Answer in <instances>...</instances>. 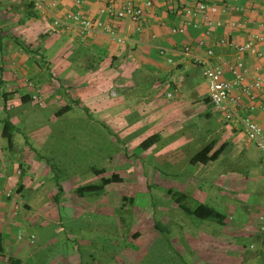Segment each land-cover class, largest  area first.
Listing matches in <instances>:
<instances>
[{"label":"crops","instance_id":"obj_1","mask_svg":"<svg viewBox=\"0 0 264 264\" xmlns=\"http://www.w3.org/2000/svg\"><path fill=\"white\" fill-rule=\"evenodd\" d=\"M57 1L56 9L42 13L35 9L31 0H0V264H71V257L79 255L81 246L91 250L88 264H123L122 238L117 234V227L114 228L110 224L112 218L110 220L100 218L101 224L95 231L84 233L74 231L73 228H64L65 220L71 218H51L55 206L59 203L65 206L71 203V187L66 188L57 178L54 168L55 171L60 169L56 164H50V158L38 155V151H41L43 145L48 142V138L46 140L41 136L32 135L33 132L26 136L19 127L21 117L26 115L27 107L35 105L31 97L34 94H46L55 87L65 88L63 99L68 100L71 95L72 100L71 105L67 104L55 111V117L61 118L74 110L73 104H80L81 98L89 97L86 90L76 87L80 86L78 83L80 79L84 82L95 74L94 77L101 80L108 79L110 86L108 92L114 89L112 95L118 96L119 90L124 94L131 93L141 85L151 84L157 88L161 84H169L170 91L177 93L176 98L180 100L195 92L197 79L204 78L192 57L183 53L186 46H192L198 54H203L206 47L210 46L222 59L235 62L237 59L235 51L221 45L219 40L229 37L236 42L244 43L249 39L250 33L257 31L258 28L249 23L242 29L234 30L228 25L223 29H213L207 38L206 46L201 48L198 42L201 40L202 31L206 29L204 18H200L199 28L190 27L185 34L172 33L173 27L184 24L182 3L193 5L198 0H153L154 5L145 15L141 32H136L129 19L117 23V31L125 38V43L114 42L106 34L82 41L74 28L69 31L55 29L54 17H63L68 11L80 10L90 17L109 20L108 17H101L99 14L108 0H83L82 4H77L75 0ZM123 1L116 0V5L120 7ZM136 1L143 3L146 0ZM214 1L232 8L236 5L256 7V13H248L245 17L233 10L221 11L213 16L214 20H222L225 24L229 20H238L241 17L250 22L259 21L264 17V0ZM162 49L166 50L164 55L161 54ZM245 61L252 71L260 67L264 75V58H258L255 51L247 53ZM226 77L230 78V75L226 74ZM62 78L64 81H61ZM108 92H104L105 97H108ZM172 92L168 93L169 97L172 96ZM206 92L207 101L208 88ZM45 97L49 98V103L57 100L53 93H48ZM178 99L166 107L162 106L164 113L146 131L135 133L132 129L129 130L130 127L122 130L116 128L118 134H132L127 145L135 152L134 154H138L136 157L145 158L153 153L158 161L165 164L164 159L168 158L166 154H169L170 148L165 145L158 150V147L172 131L177 118L174 112L183 107ZM262 101L264 100L260 99L259 103ZM68 105L71 109L60 115L59 113ZM107 106L96 108L98 112L96 115L89 113L85 119L86 124L89 127L97 126L102 131V128L108 127V122H115L114 116L119 117L120 112L109 111ZM255 118L264 127V113L256 112ZM31 123L32 120H26L25 127ZM226 123L223 138H216L210 142L215 143L214 149H218L222 144H225L226 148L217 160L207 164L198 163L203 167L200 178L205 179L214 173H229L231 168H227L221 161L229 148L236 149V153L244 157L247 165L255 164L254 171H250L251 174L254 172L255 178L247 177L244 180L254 181L255 185L252 182L249 185L245 183L244 187L248 192L245 191L242 197L248 204L246 207L251 214L247 219L249 226L241 232L237 230L235 224L231 231L225 232L220 226H224L233 218L225 216L221 223L197 218L200 223L196 227L198 229L195 237L196 247H182L170 253L180 256L174 258L178 264H264V155L246 139L241 124L227 121ZM9 133L13 134L11 145L6 137ZM154 135H158L155 143L147 149L142 148L143 141ZM86 139L93 142L102 137L93 135ZM241 142H245L249 148L250 145L254 146L260 154L257 156L247 147L241 148L239 146ZM127 158H132L131 154L124 156V159ZM128 164L130 169L136 168L134 162ZM136 166L143 167L141 163H137ZM48 177L53 181L51 179L46 181ZM258 181L260 186L256 184ZM187 183L188 181H183L182 184ZM112 185L113 183L107 186L104 192ZM116 194L117 192L114 194L110 192V197L113 195L116 197ZM183 194L186 195L184 203H187L189 194ZM124 197L121 196L122 200ZM202 204L206 203L198 206ZM229 204L231 208H236L235 201H229ZM114 219L113 222L118 223L117 218ZM61 234H64V237L59 240L73 241L76 248L66 247L62 251L52 253L46 251L43 246L32 247L36 242V240L32 242V235L39 241L44 239L50 242L52 238ZM82 235H85L86 239H83ZM134 236L138 237V233ZM242 236L244 240L249 241V245L245 241H238ZM78 239L81 243L79 247L76 243Z\"/></svg>","mask_w":264,"mask_h":264},{"label":"rangeland","instance_id":"obj_2","mask_svg":"<svg viewBox=\"0 0 264 264\" xmlns=\"http://www.w3.org/2000/svg\"><path fill=\"white\" fill-rule=\"evenodd\" d=\"M94 76L84 82L83 79L78 81L80 86L76 88L82 87L89 97L81 98L80 104H73V111L61 118L55 117V111L67 104L71 105L72 100L71 95L68 100L63 99L65 88L55 87L43 95L53 93L57 100L43 107L28 106L26 117H21L19 123L26 136L33 132L32 135L48 138L38 155L50 158V164H56L60 169L55 171L54 168L57 178L66 188L71 187V203L66 206L59 203L51 213V218H71L65 220L64 228H73L82 233L95 231L101 224L100 218H112L110 224L117 227V234L122 238L123 264H178L174 258L180 256H174L171 252L182 247H196V227L200 220L186 213L177 203L176 197L183 193L189 194L188 202L184 203L188 208L195 209L199 204L206 203L227 218H233L220 226L221 230L231 231L236 224L238 231H245L251 214L246 207L248 204L242 200L246 191L244 185L250 182L255 185V182L244 180L247 177L255 178L254 172L250 173L254 171L255 164L247 165L244 157L236 153V149L229 148L221 159L227 168H231L229 173H214L201 179L202 165L190 163L191 158L212 140L223 138L227 127L223 115L206 101V80L199 77L196 81L197 90L179 100L176 98L177 93L170 91L169 84H161L157 88L151 84L141 85L131 93L124 94L119 90L118 96L112 95L114 89L108 92V79L101 80ZM105 91L108 97L104 96ZM169 92H172L171 97L168 96ZM177 99L183 107L174 112L177 118L172 131L163 137L158 147V150L165 145L170 148L169 154H166L168 158L164 159L165 164L158 161L153 153L145 158L136 157L138 154H134L127 145L132 134H118L116 128L122 130L130 127L129 130L135 133L146 131L164 113L162 106L166 107ZM106 105L109 111L120 112L119 117L112 115L116 118L115 122H108V127L102 128V131L97 126L89 127L85 121L89 113L96 115L98 112L95 109ZM26 120H32L27 127ZM93 135H101L102 139L93 142L86 139ZM239 146L247 147L245 142ZM247 148L257 156L260 154L252 145ZM130 154L132 158L124 159V156ZM132 162L136 165L141 163L143 167L135 165L136 168L132 170L128 167V163ZM95 169H105L106 176L117 172L123 181L113 183L99 197L87 195L83 198L76 195L73 189L101 182V176L93 172ZM50 179L48 177L46 181ZM183 181H188L187 185H183ZM256 184L260 186L259 181ZM110 192H117V196L110 197ZM122 195L127 200H122ZM130 198H133V203ZM229 201H235V209L231 208ZM114 218H117L118 223L113 222ZM137 233L138 237H135ZM61 237L64 234L52 238L50 242L35 239L32 247L43 246L52 253L66 247L76 248L73 241L66 239L62 242L59 240ZM81 237L86 239L85 235ZM238 241H245L249 245L243 236ZM76 243L78 247L81 245L79 239ZM90 252L89 248L81 246L79 255L71 257V264H88Z\"/></svg>","mask_w":264,"mask_h":264},{"label":"built area","instance_id":"obj_3","mask_svg":"<svg viewBox=\"0 0 264 264\" xmlns=\"http://www.w3.org/2000/svg\"><path fill=\"white\" fill-rule=\"evenodd\" d=\"M35 9L45 13L51 12L58 6V1L31 0ZM82 4L83 0H75ZM182 1V0H176ZM153 0H146L139 3L136 0H124L121 6L116 5V0H108L102 7L99 14L106 16L109 20L93 18L82 11H68L63 17L55 16L53 26L57 30L69 31L72 28L77 30V36L84 41L94 38L99 34H106L109 38L119 44L125 43V38L117 31V23L129 19L135 26L136 32L143 29L145 15L153 7ZM185 21L183 25L172 28L173 34H185L187 29L199 28L200 18H204L205 30L202 31L201 40L198 46H206L208 36L213 29H223L228 25L231 29L245 28L249 23L256 25L257 31L250 33L249 39L244 43L236 42L228 38H221L219 43L232 48L237 54L235 62H231L218 56L212 47H206L203 54H198L193 47L188 45L183 53L190 55L197 64L208 85V98L214 109L220 112L227 122H236L242 125L246 139L264 155V127L255 118V113H264V75L260 67L252 71L245 61L247 53L255 51L258 58H264V17L259 21L250 22L248 19L229 20L226 24L222 20H214L213 16L221 11H236L245 17L248 13H256V7L236 5L234 8L227 4H220L214 0H198L196 4L182 3ZM257 45L259 47L257 48ZM165 49L161 50L164 55ZM172 60L170 59V62ZM230 75V78L226 77ZM47 97L42 94H34L32 102L43 107L48 103ZM51 99V98H50ZM53 100V99H52ZM264 229V228H263ZM36 237L31 236L32 242Z\"/></svg>","mask_w":264,"mask_h":264},{"label":"trees","instance_id":"obj_4","mask_svg":"<svg viewBox=\"0 0 264 264\" xmlns=\"http://www.w3.org/2000/svg\"><path fill=\"white\" fill-rule=\"evenodd\" d=\"M207 102L208 103L210 102L209 99H207ZM70 109H71V106L68 105L59 114L60 115L64 114L67 111H69ZM7 126H8V123H7ZM12 133H9L8 135H6L10 145L13 142V134ZM157 138H158V135H154V136L146 139L141 144V147L144 149L149 148L152 144L155 143ZM214 147H215V143L207 144L205 147H203L200 151H198L191 158L190 162L192 164H198V163L207 164L210 161L217 160L220 157V155L223 153V151L225 150L226 145L222 144L218 149H214ZM94 171L98 176H101V182L98 184H87V185L79 186L75 190L76 195H78L80 197H85L87 195L98 196L101 193H103L105 191V189L107 188V186H109L110 184L123 181L120 174L114 173L108 177L105 175V169H95ZM185 197H186V195L181 194L179 197H176V201L186 213L194 215L200 219H207V220L210 219V220L218 221L220 223L225 219L224 214H222L221 212H219L215 208H213L209 205H206V204H202L194 210L188 208L186 205H184ZM124 199L127 200L126 197H124ZM130 199H132V203H133V198H130ZM17 264H19V263H17Z\"/></svg>","mask_w":264,"mask_h":264}]
</instances>
